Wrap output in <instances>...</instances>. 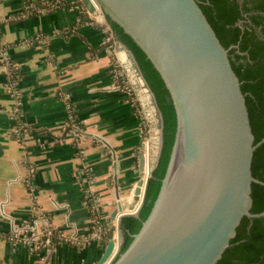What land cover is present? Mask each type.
<instances>
[{"label": "crops", "instance_id": "crops-1", "mask_svg": "<svg viewBox=\"0 0 264 264\" xmlns=\"http://www.w3.org/2000/svg\"><path fill=\"white\" fill-rule=\"evenodd\" d=\"M57 1L0 0V264H95L100 243L58 242L47 256L15 229L43 214L89 235V201L98 198L107 221L116 183L127 197L138 179L140 117L105 43L117 39L107 23L82 17L77 0ZM71 122L85 133H71Z\"/></svg>", "mask_w": 264, "mask_h": 264}, {"label": "water", "instance_id": "water-1", "mask_svg": "<svg viewBox=\"0 0 264 264\" xmlns=\"http://www.w3.org/2000/svg\"><path fill=\"white\" fill-rule=\"evenodd\" d=\"M98 22L108 16L141 47L171 95L175 140L154 205L121 251L122 220L137 216L164 147V115L131 49L117 39L152 99L155 135L143 145L138 179L127 197L116 183L107 242L95 264H216L231 245L243 217L252 212L255 141L245 93L229 51L198 0H81ZM237 47V46H235ZM123 70L132 77L125 63ZM144 139L142 138V141ZM152 142L155 143L153 155ZM146 156L151 159L147 163ZM116 167V164H115ZM116 248V249H115Z\"/></svg>", "mask_w": 264, "mask_h": 264}, {"label": "trees", "instance_id": "trees-1", "mask_svg": "<svg viewBox=\"0 0 264 264\" xmlns=\"http://www.w3.org/2000/svg\"><path fill=\"white\" fill-rule=\"evenodd\" d=\"M35 1L37 2V0ZM198 1L222 44L226 48L238 45L237 48L230 49L229 56L232 66L242 82L241 88L246 96L255 141L258 142L264 137V38H260L261 35L264 36V0ZM207 1H209L208 4ZM50 3L53 2H47V4ZM80 3L81 1L77 0V4ZM53 6L57 7L51 4L48 8ZM64 6L65 4L59 7ZM244 13H248V19L251 22H244L242 29L236 25V22L239 19H246L243 16ZM107 24L115 38L122 41L133 52L164 115V147L159 162L149 179L142 208L137 216L129 215L122 220L124 241L121 251H123L131 242L132 234L140 229L150 213L159 193L175 140L177 118L169 90L145 52L124 31L123 27L109 16ZM129 61L132 64L130 59ZM252 171L256 178L264 181V143L255 150ZM145 172H148L147 167H145ZM252 189V212L264 211V185L253 183ZM103 223L105 228L109 226L105 219ZM102 250H99L100 254ZM216 264H264V217H243L231 245Z\"/></svg>", "mask_w": 264, "mask_h": 264}, {"label": "built area", "instance_id": "built-area-1", "mask_svg": "<svg viewBox=\"0 0 264 264\" xmlns=\"http://www.w3.org/2000/svg\"><path fill=\"white\" fill-rule=\"evenodd\" d=\"M81 1V0H80ZM79 7L81 8L83 14L85 17L88 18V20H93L91 18L90 13L86 9V7L81 2L79 4ZM111 31L110 29L108 30ZM113 36L108 35L106 42L110 46V52H111V59H112V72L114 73V76L117 81V86L127 93L131 97L132 102L135 105V108L137 110V113L140 117V124L142 126V132H143V144L147 146L148 139L153 137L155 135V128L154 125V117H153V108H150V106L147 104L146 101V95L143 92V90L139 86V82L135 80L132 77H128L127 73L123 70L122 63L123 56H121V51L119 50L121 48L120 44L113 40ZM8 68L9 70V77H10V87H12V80H13V73L12 69L14 68L13 65H10ZM129 71V70H128ZM131 75L132 73L129 72ZM13 88V87H12ZM11 88V91L13 95H16V91H13ZM149 96V95H148ZM16 108V107H15ZM14 108V112H17V108ZM69 129L71 133H73L75 136H82L85 133V130L83 128H80L77 126V124L71 122L68 124ZM153 145L155 146V143L152 142V148ZM148 161H146V167L147 163H151V159L149 157L147 158ZM92 200V201H91ZM90 202V211H91V220H92V227L89 235H82L78 232L77 229L73 228L71 230H61L57 229L55 226H53L52 223H50L47 220V217L43 214L36 215L34 219V224H24L20 226L16 230L15 236L16 238H19L24 243H28L31 247V250L34 252H46V255H50L53 248L55 247L56 243L58 242H66L70 245L82 247V246H88L93 242L100 243L101 246H105L107 242V233L108 229L110 227H114V230L117 228V222L113 221L111 223L107 222L109 226L107 228L104 227V215H102V212L100 210L99 200L98 198L91 199ZM88 202V200H87ZM89 204V203H88ZM44 222V225H40L42 221ZM116 249V248H115ZM116 253L114 252V255ZM113 255V256H114ZM111 260V259H110ZM110 260L107 261L105 264H109Z\"/></svg>", "mask_w": 264, "mask_h": 264}, {"label": "rangeland", "instance_id": "rangeland-1", "mask_svg": "<svg viewBox=\"0 0 264 264\" xmlns=\"http://www.w3.org/2000/svg\"><path fill=\"white\" fill-rule=\"evenodd\" d=\"M121 51V56H123V61L125 63V65L127 66L129 72L132 73V76L135 80H137L138 82H140V77L138 76L137 77V72L136 70L134 69L133 65L131 64V62L129 61V58L127 57L125 51H122L121 48L119 49ZM134 74V75H133ZM146 94V93H145ZM147 95V94H146ZM146 101H147V104L150 106V108H153L154 110V106H153V103H152V99L147 95L146 96ZM143 143V141H142ZM144 145V144H143ZM154 145H153V148H152V152H153V155L155 154V151H154ZM146 161H148L147 159V156H146ZM130 193V191H129ZM128 194V193H127Z\"/></svg>", "mask_w": 264, "mask_h": 264}, {"label": "flooded vegetation", "instance_id": "flooded-vegetation-1", "mask_svg": "<svg viewBox=\"0 0 264 264\" xmlns=\"http://www.w3.org/2000/svg\"><path fill=\"white\" fill-rule=\"evenodd\" d=\"M239 1L242 2V0H239ZM206 3L208 4L209 1H207ZM243 16L246 18L245 20H243V19H239V20L236 22V25L240 26L242 29H243V23H244V22H248V23L251 22L250 19H248V13H244ZM257 31H258V28H257ZM257 31H256V32H257ZM257 33H258V32H257ZM260 38H264V36L261 35ZM231 46H233L232 48H237V47H235V46H238V45H231ZM238 52H239V51H238ZM137 77H138V76H137Z\"/></svg>", "mask_w": 264, "mask_h": 264}, {"label": "bare ground", "instance_id": "bare-ground-1", "mask_svg": "<svg viewBox=\"0 0 264 264\" xmlns=\"http://www.w3.org/2000/svg\"><path fill=\"white\" fill-rule=\"evenodd\" d=\"M121 50H122V51H125L123 48H121ZM125 53H126V55H127V52H126V51H125ZM127 57H128V55H127ZM128 58H129V57H128ZM133 75H134V74H133ZM154 108H155V107H154ZM145 176H147V172H145ZM114 252H115V250H114ZM114 252L112 253L110 259L113 257ZM110 259H109V260H110ZM109 260H108V261H109Z\"/></svg>", "mask_w": 264, "mask_h": 264}]
</instances>
